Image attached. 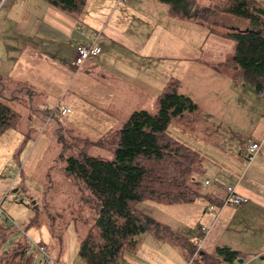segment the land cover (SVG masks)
I'll return each instance as SVG.
<instances>
[{
  "label": "crops",
  "instance_id": "obj_1",
  "mask_svg": "<svg viewBox=\"0 0 264 264\" xmlns=\"http://www.w3.org/2000/svg\"><path fill=\"white\" fill-rule=\"evenodd\" d=\"M82 1L79 6L80 9L76 8L69 11L52 3V0H14L11 16L16 19L18 25L16 34L19 39L23 40V45L32 47L31 42L37 33L40 31L44 34L43 54L41 51L34 50V56L40 58L30 61V71H34L35 74V81H31L34 85H38L40 80L38 77H43L48 81L47 84L55 86L57 81H54L52 76L54 71L60 72L64 83L69 80L70 76L72 79L75 78L74 84L77 90H80L78 88L82 86L81 80H85L87 86L93 89L89 94L91 104L94 106L98 103L104 104L107 107L100 109L106 112L110 119H115L116 114L121 111L120 104L122 102L155 103L170 80L178 81L181 91L183 90L182 93L190 96L200 109L202 103H207L205 97L211 96L214 91L212 86L206 85V77L209 78L208 81L210 82L211 78L221 79L220 85L225 83L229 88L232 87L229 82L242 83L241 80L233 79L232 74L226 73L229 72V68L225 63L234 54L235 44L230 43V37L224 31H229V29L247 30L248 25L246 28L244 27L245 29L239 28L237 25L224 27L221 22L220 24L216 23L215 26L222 27V30H216L211 26L208 28L206 26L208 22L205 23L200 20L204 17L175 16L170 13L167 4L157 0L160 2V9H163L157 10L156 14L160 16L162 21H170L171 24L179 28L181 43L177 49L176 45L173 44H160L156 35L154 36V33L149 31L150 14L145 12L142 3L147 2L150 6H154L156 0H93L95 8L93 13L83 11L89 0ZM212 1L218 2L220 0H210L209 6H213L212 4L215 3ZM256 1L264 3L263 0ZM197 8L198 10L207 9V12L212 10L201 0H198ZM215 16L217 18L220 16L222 20L230 18L232 21H239L236 19L237 17L228 14L219 13L218 15L217 13ZM32 19L35 20L33 24ZM202 25L205 28L199 27ZM89 30H95L92 33H96V44L102 47V52L90 56L76 70L71 67L72 62L74 63L73 59H75L76 46L80 43L88 44L91 42V34L89 36L85 34ZM143 33H146L144 41L141 40ZM163 35L164 32L162 31L161 36L163 37ZM208 40L210 41L207 42ZM232 49L233 52H231ZM20 50L22 53L15 49L9 50L6 63L0 65L3 67L0 68V71L4 75L11 76L5 71V67L11 65L13 67V64L22 59L25 54L30 56L32 48L31 50L27 48ZM206 50V56L210 60L205 59L201 63L200 58L197 57L204 55ZM166 58L172 62L168 74H166L167 71L163 64V60ZM184 63L187 65L183 66ZM42 65L45 66L44 73L40 74L38 66ZM199 77H203V79L200 80ZM1 79L2 77H0V83ZM34 85L28 88L19 84L20 88H16L14 92L17 93L19 90L24 91L26 89L30 98L34 99L36 94L33 90ZM188 86L192 88L188 89ZM196 89L204 93V102H200L194 97ZM258 92L262 96L257 100L264 101V91ZM59 93L61 97L64 96L63 90ZM227 94H229L228 89L225 91V98ZM75 101L76 99L73 98L70 104L63 105L71 109L70 114L80 111ZM218 102L221 103L222 100ZM46 112L47 116L51 115L49 109ZM80 115L76 112L74 118ZM202 117L201 114H196L195 117L188 119H176L172 122L169 130L174 137L206 156L218 169L216 180L218 188L216 187L209 192L215 199L218 198L219 202H212L206 197L209 199V203L202 213L203 219L207 220L208 223L203 227L210 230L206 234L202 227L198 235H195L196 232L193 234L190 230L191 235H195L190 237L178 231L180 220L173 217L166 219L160 215V223L190 238L196 246L202 243V250L211 252L218 246H228L240 251L244 262L247 259L252 262L257 259H264V109L260 117L257 116L254 119L249 134L253 137L251 141L261 143L260 150L252 160H248L246 156L245 143L248 141H244L242 148H233L222 140L206 135L197 126ZM120 123L121 120L118 119V122L108 124V131L115 132L119 129ZM230 152L232 155L229 154ZM208 180L211 181L209 184L211 185L213 180L210 178ZM230 184L235 185L241 194L249 198L245 205L221 206L226 195L225 188ZM221 190L223 194H221ZM192 201L182 203H191ZM211 204L218 205L219 209L215 207L214 210L210 211L208 205ZM197 215L199 216L200 212H196ZM150 231L142 234L143 236L146 235L142 238V235L139 236L137 247L125 255L127 263L182 264L178 260L177 253L172 248L171 243L164 241V245L160 247V250L158 249L157 244L159 243H156L151 237ZM247 239L251 241L250 244H246ZM182 246L184 251L181 249L180 253L185 255L186 261H188L190 257L187 249L184 245ZM6 256L8 253L4 254V257Z\"/></svg>",
  "mask_w": 264,
  "mask_h": 264
},
{
  "label": "rangeland",
  "instance_id": "obj_2",
  "mask_svg": "<svg viewBox=\"0 0 264 264\" xmlns=\"http://www.w3.org/2000/svg\"><path fill=\"white\" fill-rule=\"evenodd\" d=\"M201 1L209 8L214 6V3L213 6H209L210 0ZM13 2L14 0L0 1V65L6 63L9 50L15 49L20 53H22L20 49L31 50L32 48V50L30 56L23 55L22 59L13 64V67L12 65L5 67V71L12 77L4 75L0 71V77H2L0 93L4 97L2 100L17 114L16 126L0 134V264H11L13 256H17V261H19L22 255H27L23 248L12 250L19 240H22L25 246L33 242L46 245L59 264H86L79 254V244L96 218V213L93 203L86 199L88 193L84 194L68 173L66 169L67 157L72 154L74 149L86 145L89 147L90 153L105 159H112L116 147L112 137L115 132L108 131V124L116 123L120 119L119 128H121L135 110L146 109L156 113L159 108L158 101L156 100L153 104L122 102L120 104L121 111L116 114L115 119H110V116L101 110L107 106L102 103L94 106L89 101V94L93 89L87 86L85 80H81L82 86L78 88L80 90H77L74 84L75 78L72 79L70 76L71 78L69 77V80L64 83L60 72L54 71L52 76L54 81H57L55 86L47 84L48 81L43 77H38L40 78L38 85L31 83V81H35V74L34 71H30V61L40 58L34 56V50L41 51L43 54L44 34L40 31L37 33L31 42L32 47L23 45V40L19 39L16 34L18 26L16 19L11 16ZM159 3L155 2L154 6H150L147 2L142 3L145 12L150 14L149 31L154 33V36L156 35L160 44H173L178 49L181 43L179 28L171 24L170 21H162L156 14L157 10L163 9H160ZM94 10L93 0H89L83 11L93 13ZM206 10L202 9L199 13L204 17H201L203 19H200L201 22H208L206 23L208 28L211 26L216 30H222V27L215 26L216 23L220 24L221 22L224 27L237 25L239 28H246L248 25L245 20L240 18H236L239 21H232L230 18L222 20L220 16L217 18L215 15L217 13L219 15V12L212 11L213 8L208 11L212 13H208ZM34 22L35 20L32 19V24ZM199 27L205 28L203 25ZM93 31L95 30L86 31L85 34L89 36ZM162 31L164 32L163 37L161 36ZM145 36L146 33H143L141 40L144 41ZM230 43L235 44V41L230 38ZM206 53L207 50L204 55L197 57L200 58L201 63L205 59H209ZM163 61L166 74H168L172 62L167 58ZM44 67V65L38 66L40 74L44 73ZM71 67L76 70L78 68L73 62ZM226 73L231 75L230 68ZM199 78L203 79V77ZM208 79V77L205 79L206 85L212 86L214 91L211 96L205 97L207 103H202V107L199 109L200 113H196L201 114L205 119L201 118L197 126L206 135L222 140L230 147L242 148L245 140L251 142L253 139L249 134L254 119L257 116L260 117L263 112L264 101L257 100L262 95L245 81L239 84L229 82L232 85L229 88L225 83L220 85L221 79L211 78V82ZM172 81L174 80L169 82ZM19 84L28 88L34 85L33 90L36 92L34 99L30 98L26 89L14 92L16 88H20ZM189 88L192 87L188 86ZM227 89L229 94L225 98ZM62 90L63 97L59 93ZM179 91L181 93L183 91H181V86ZM194 95L200 102H204L203 92L196 89ZM73 98L76 99L75 102L80 109L75 113L81 114L76 118H74V112L71 114L68 112V114L61 111V106L70 104ZM220 100H222L221 103L218 102ZM47 109L51 113L50 116L46 115ZM229 154L232 155L231 152ZM205 165L207 169L205 179H207L203 189L209 192L218 188L216 182L218 169L209 159H205ZM208 178L213 180L211 185H209L211 181L206 182ZM17 196L20 200H16ZM208 203L209 199L206 197L196 198L191 203L146 199L139 202L137 206L139 210L159 222L160 215L166 219L173 217L180 220L178 231L191 237L198 235L199 230L208 224L207 220L202 217ZM211 205L219 209L218 205ZM196 212H200V215L196 216ZM146 224L149 226L148 230H151V237L156 243H159L157 244L159 250L164 245V241H167L175 249L178 260L182 264H189V259L186 261L185 255L180 253L181 249L184 251L182 246L184 243L181 239L168 234L162 226L150 224L149 221H146ZM190 230L196 234L191 235ZM144 236L142 235L141 238ZM250 242V240H246V244H250ZM5 253H8L9 256L4 257ZM254 261L247 259L241 264H264V259Z\"/></svg>",
  "mask_w": 264,
  "mask_h": 264
},
{
  "label": "trees",
  "instance_id": "obj_3",
  "mask_svg": "<svg viewBox=\"0 0 264 264\" xmlns=\"http://www.w3.org/2000/svg\"><path fill=\"white\" fill-rule=\"evenodd\" d=\"M1 1V0H0ZM175 16H200L198 0H160ZM82 0H52V3L73 11ZM213 11L228 14L247 22V30L224 33L235 41L234 54L226 61L232 78L245 81L258 91L264 90V3L256 0H220ZM178 81L169 82L158 96V111H134L113 134L114 157L105 159L90 153L84 145L67 157L68 173L74 183L93 203L96 218L79 244V254L86 264H128L125 255L138 244L140 235L148 231L146 221L162 226L170 235L183 241L189 257L197 252L193 240L175 232L138 209L146 199L168 202H189L208 197L219 202L203 188L206 177L205 159L198 150L170 133L176 119H188L200 112L193 99L179 91ZM0 93V134L15 127L17 114ZM92 142L91 140H89ZM93 143V142H92ZM26 246L19 240L13 251ZM12 254V253H11ZM9 256V255H8ZM240 251L218 246L213 251L200 250L194 264H238ZM31 257L22 255L11 264H30Z\"/></svg>",
  "mask_w": 264,
  "mask_h": 264
},
{
  "label": "built area",
  "instance_id": "obj_4",
  "mask_svg": "<svg viewBox=\"0 0 264 264\" xmlns=\"http://www.w3.org/2000/svg\"><path fill=\"white\" fill-rule=\"evenodd\" d=\"M96 33H91L92 40L88 44L80 43L76 46V54L74 63L79 69L90 56L98 55L102 52V47L98 44H96L97 41V35ZM62 113H68L71 111L69 107L61 106ZM261 143L258 141H251L245 144L246 149V156L248 160H252L254 155L260 150ZM207 183L210 181L207 180ZM226 195L224 197L222 207L231 205V206H241L245 205L249 198L241 194L235 185L230 184L227 185L226 188ZM16 200H20L19 197H16ZM215 206L210 205L209 210H214ZM8 227V225H7ZM202 230L206 231V234L210 230L207 227H203ZM202 249V243H199L197 246V252H199ZM27 256L31 257L30 264H59L56 259L51 255L49 248L42 244V243H32L26 246L25 248ZM190 257L189 264H194V257Z\"/></svg>",
  "mask_w": 264,
  "mask_h": 264
},
{
  "label": "water",
  "instance_id": "obj_5",
  "mask_svg": "<svg viewBox=\"0 0 264 264\" xmlns=\"http://www.w3.org/2000/svg\"><path fill=\"white\" fill-rule=\"evenodd\" d=\"M243 261H244V259H241V260H240V262H243Z\"/></svg>",
  "mask_w": 264,
  "mask_h": 264
}]
</instances>
